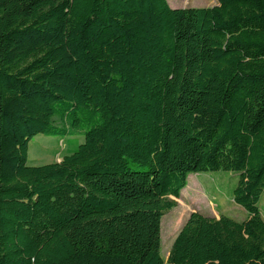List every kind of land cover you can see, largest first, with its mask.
<instances>
[{"label":"trees","instance_id":"trees-1","mask_svg":"<svg viewBox=\"0 0 264 264\" xmlns=\"http://www.w3.org/2000/svg\"><path fill=\"white\" fill-rule=\"evenodd\" d=\"M218 170L247 217L191 212L164 259ZM263 190L264 0H0V264H264Z\"/></svg>","mask_w":264,"mask_h":264},{"label":"rangeland","instance_id":"rangeland-1","mask_svg":"<svg viewBox=\"0 0 264 264\" xmlns=\"http://www.w3.org/2000/svg\"><path fill=\"white\" fill-rule=\"evenodd\" d=\"M167 2L172 8L206 7L216 4V0H167ZM74 136H80L82 140L81 135ZM59 139V136L54 135L34 136L29 142L28 163L38 165L59 159L60 155H55L59 151L57 146ZM236 184L237 175L229 171L218 170L189 174L187 185L181 190L177 205L161 218V256L166 258L174 237L193 211L207 216L216 217L224 214L236 221L244 220L247 217L246 211L231 199ZM258 207L264 217V190Z\"/></svg>","mask_w":264,"mask_h":264},{"label":"bare ground","instance_id":"bare-ground-1","mask_svg":"<svg viewBox=\"0 0 264 264\" xmlns=\"http://www.w3.org/2000/svg\"><path fill=\"white\" fill-rule=\"evenodd\" d=\"M181 219V218H180Z\"/></svg>","mask_w":264,"mask_h":264},{"label":"water","instance_id":"water-1","mask_svg":"<svg viewBox=\"0 0 264 264\" xmlns=\"http://www.w3.org/2000/svg\"><path fill=\"white\" fill-rule=\"evenodd\" d=\"M179 8V7H178Z\"/></svg>","mask_w":264,"mask_h":264}]
</instances>
